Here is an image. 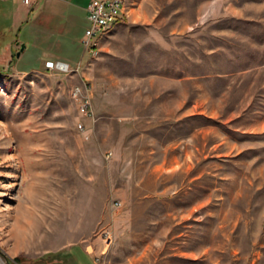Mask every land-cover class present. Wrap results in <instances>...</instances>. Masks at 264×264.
Masks as SVG:
<instances>
[{
  "label": "rangeland",
  "instance_id": "1",
  "mask_svg": "<svg viewBox=\"0 0 264 264\" xmlns=\"http://www.w3.org/2000/svg\"><path fill=\"white\" fill-rule=\"evenodd\" d=\"M125 6L77 72L0 71V259L264 264V0Z\"/></svg>",
  "mask_w": 264,
  "mask_h": 264
},
{
  "label": "crops",
  "instance_id": "2",
  "mask_svg": "<svg viewBox=\"0 0 264 264\" xmlns=\"http://www.w3.org/2000/svg\"><path fill=\"white\" fill-rule=\"evenodd\" d=\"M90 1L35 0L27 5L23 0H0V37H8L0 40V71L18 67V73L42 72L49 70V60L87 66L91 55L81 39L90 26Z\"/></svg>",
  "mask_w": 264,
  "mask_h": 264
},
{
  "label": "built area",
  "instance_id": "3",
  "mask_svg": "<svg viewBox=\"0 0 264 264\" xmlns=\"http://www.w3.org/2000/svg\"><path fill=\"white\" fill-rule=\"evenodd\" d=\"M35 0H23L27 5L33 3ZM122 1L124 0H91L87 6L88 18L90 26L86 29L84 36L81 39L83 47L86 51L92 52L96 55L98 49V38L100 32L109 26L111 21H120L122 16ZM46 67L52 71L64 72L78 71L77 68L72 67L69 63L61 60L46 61ZM71 97L77 102L79 111L85 116H94L92 97L90 89L87 86L74 85L70 90ZM118 206L121 202L117 203ZM99 260V258L97 257Z\"/></svg>",
  "mask_w": 264,
  "mask_h": 264
},
{
  "label": "bare ground",
  "instance_id": "4",
  "mask_svg": "<svg viewBox=\"0 0 264 264\" xmlns=\"http://www.w3.org/2000/svg\"><path fill=\"white\" fill-rule=\"evenodd\" d=\"M125 3H126V0L122 1V16H124L126 14L125 12ZM117 21H111V23L109 24V26L105 27L102 32H100V35L102 34H105V33H108L115 25H116ZM76 71H67V73H74ZM0 261L2 262V264H5L4 261H2L0 259Z\"/></svg>",
  "mask_w": 264,
  "mask_h": 264
},
{
  "label": "trees",
  "instance_id": "5",
  "mask_svg": "<svg viewBox=\"0 0 264 264\" xmlns=\"http://www.w3.org/2000/svg\"><path fill=\"white\" fill-rule=\"evenodd\" d=\"M123 20H125V19H121V21H123ZM118 22V21H117Z\"/></svg>",
  "mask_w": 264,
  "mask_h": 264
}]
</instances>
